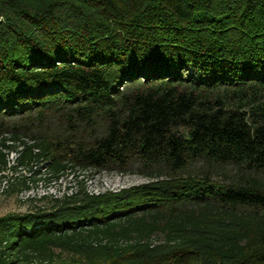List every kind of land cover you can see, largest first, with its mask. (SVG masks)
<instances>
[{
  "label": "trees",
  "instance_id": "trees-1",
  "mask_svg": "<svg viewBox=\"0 0 264 264\" xmlns=\"http://www.w3.org/2000/svg\"><path fill=\"white\" fill-rule=\"evenodd\" d=\"M11 153L144 181L1 216L0 264H264V0H0Z\"/></svg>",
  "mask_w": 264,
  "mask_h": 264
},
{
  "label": "rangeland",
  "instance_id": "rangeland-1",
  "mask_svg": "<svg viewBox=\"0 0 264 264\" xmlns=\"http://www.w3.org/2000/svg\"><path fill=\"white\" fill-rule=\"evenodd\" d=\"M13 157H14V153H11L8 156V159L9 158L12 159ZM221 172L222 171H219L217 175V177L220 179H222L223 177ZM12 174L13 175L11 176L12 179L11 186L3 195H0V217L8 213H24L34 209L37 206L47 207L49 205L48 203L49 200L53 199L51 197H44V199L34 198V199H24V200L19 198V193L22 192L23 190H26L23 189V185L20 182V180L22 179L20 178L21 177L28 178L32 175L26 169H22V170L17 169L13 171ZM75 174H77L78 181L81 180L78 184L79 188L83 186L82 184H86L89 190H95L100 192L102 191L104 192L105 190H108V192H117L121 189L137 185L144 181V178L135 172H131L123 175L115 174V173H99V174L87 175V173H84L82 171H76ZM43 175H46L45 169H41V173L38 174L35 177V179H38V181H40L42 180ZM15 179H17V181ZM73 179H71V182L72 181L74 182ZM40 182L43 184V186L48 185V182L46 181H40ZM31 186L34 187L35 183L31 184ZM56 189L59 191L57 187Z\"/></svg>",
  "mask_w": 264,
  "mask_h": 264
},
{
  "label": "built area",
  "instance_id": "built-area-1",
  "mask_svg": "<svg viewBox=\"0 0 264 264\" xmlns=\"http://www.w3.org/2000/svg\"><path fill=\"white\" fill-rule=\"evenodd\" d=\"M13 159L9 158V162L7 164V168L4 169L0 175V195H3L5 191L8 189L9 183L11 182V176L12 170H10L11 165H13ZM35 168V167H34ZM17 169L22 170L26 169L24 167H18ZM16 169V170H17ZM27 170V169H26ZM24 171V170H23ZM30 173V172H29ZM70 177V178H67ZM82 177V176H81ZM74 178V179H73ZM71 179L74 180V182H71ZM77 174L75 173H68L64 176L59 177L56 180H52L48 182L47 186H43V184L38 181L35 183V186L29 185V187L26 190H23L19 193V198L21 199H40L44 197H51L53 199H60L63 197L71 196L75 194L79 189V182ZM83 183V182H82ZM67 184V185H66ZM83 190L88 193L89 195H99L104 192H108V190H105L104 192L95 191V190H89V188L86 186V184H82ZM56 187L59 189V191L56 189Z\"/></svg>",
  "mask_w": 264,
  "mask_h": 264
}]
</instances>
